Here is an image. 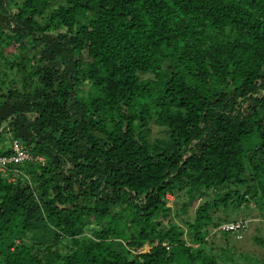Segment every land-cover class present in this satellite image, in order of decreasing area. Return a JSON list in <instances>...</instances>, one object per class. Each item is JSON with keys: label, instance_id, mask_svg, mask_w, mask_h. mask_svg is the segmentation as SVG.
Listing matches in <instances>:
<instances>
[{"label": "trees", "instance_id": "16d2710c", "mask_svg": "<svg viewBox=\"0 0 264 264\" xmlns=\"http://www.w3.org/2000/svg\"><path fill=\"white\" fill-rule=\"evenodd\" d=\"M13 141L0 264H264V0H0Z\"/></svg>", "mask_w": 264, "mask_h": 264}, {"label": "rangeland", "instance_id": "374dc122", "mask_svg": "<svg viewBox=\"0 0 264 264\" xmlns=\"http://www.w3.org/2000/svg\"><path fill=\"white\" fill-rule=\"evenodd\" d=\"M145 77H151V75H146ZM164 136L165 134L162 131V128L156 125H152V130L150 135L151 139L162 138ZM172 200L173 198L171 196L168 197L169 205L172 204ZM195 207H196L195 203L193 204V206L190 207L188 214L190 219H192L193 210L195 209ZM239 219H245L248 221V231L244 235L243 240L241 242L236 243V245L238 246V251L240 253L241 251L242 252L245 251L250 254L258 253L259 248L256 245H253L252 241L255 235L264 236V220L259 217L258 212L255 209H253L251 212H247L241 209ZM256 229H259V233L258 232L255 233ZM213 235H214L212 237L213 239L211 240L214 241L215 244H217V246L220 247L224 246L223 243L224 237L221 235V233L218 230H216Z\"/></svg>", "mask_w": 264, "mask_h": 264}, {"label": "built area", "instance_id": "2783aa9c", "mask_svg": "<svg viewBox=\"0 0 264 264\" xmlns=\"http://www.w3.org/2000/svg\"><path fill=\"white\" fill-rule=\"evenodd\" d=\"M12 155L9 157L0 158V170L4 171L6 165L8 164H23L25 162L40 161L41 158H33L30 153H28L23 146L17 141H13L11 144ZM247 230V224L244 222L228 223L220 227L221 232L232 233L235 235L236 239L240 240L242 235Z\"/></svg>", "mask_w": 264, "mask_h": 264}]
</instances>
